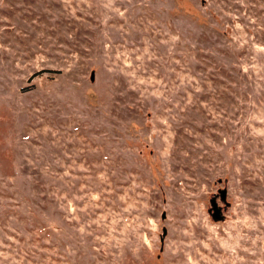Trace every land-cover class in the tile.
Instances as JSON below:
<instances>
[{"label": "rangeland", "instance_id": "obj_1", "mask_svg": "<svg viewBox=\"0 0 264 264\" xmlns=\"http://www.w3.org/2000/svg\"><path fill=\"white\" fill-rule=\"evenodd\" d=\"M0 264H264V0H0Z\"/></svg>", "mask_w": 264, "mask_h": 264}, {"label": "water", "instance_id": "obj_2", "mask_svg": "<svg viewBox=\"0 0 264 264\" xmlns=\"http://www.w3.org/2000/svg\"><path fill=\"white\" fill-rule=\"evenodd\" d=\"M219 194L218 196L215 195L213 196L211 199H210V209H209V212H211V215H212V218L214 220H223L224 219V216L222 215V209L220 206H218L217 204V197H219V199L225 204V205H228V202H227V191L226 189H220L219 191ZM162 217L164 218L165 215L163 214ZM166 235V230L163 229V236Z\"/></svg>", "mask_w": 264, "mask_h": 264}]
</instances>
